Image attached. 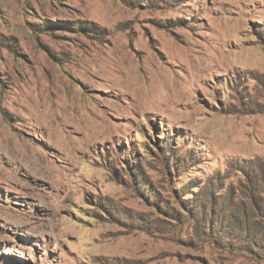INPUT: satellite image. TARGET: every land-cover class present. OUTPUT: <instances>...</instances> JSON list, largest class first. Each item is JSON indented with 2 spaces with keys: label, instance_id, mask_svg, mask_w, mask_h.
<instances>
[{
  "label": "rangeland",
  "instance_id": "rangeland-1",
  "mask_svg": "<svg viewBox=\"0 0 264 264\" xmlns=\"http://www.w3.org/2000/svg\"><path fill=\"white\" fill-rule=\"evenodd\" d=\"M0 264H264V0H0Z\"/></svg>",
  "mask_w": 264,
  "mask_h": 264
},
{
  "label": "bare ground",
  "instance_id": "bare-ground-1",
  "mask_svg": "<svg viewBox=\"0 0 264 264\" xmlns=\"http://www.w3.org/2000/svg\"><path fill=\"white\" fill-rule=\"evenodd\" d=\"M159 71H160L159 75L161 76V77H160V83H161V85L163 86V88H166V87H167V86H166V85H167V84H166L167 82H166V79L164 78L163 73L161 72V71H163V70H160V69H159ZM157 72H158V71H157ZM171 84H173V82H171ZM176 86H177V85H176ZM171 87H173V88H171ZM171 87H170V88L173 89V91L176 90V88H174L175 86H171ZM167 90H168V89H167ZM167 90H166V91H167ZM169 92H170V91H169ZM165 94H166V93H165ZM174 94H175V93H174ZM161 95H162V94H161ZM166 95H169V94H166ZM162 96H163V95H162ZM171 96H172V95H171ZM176 96H177V95H176ZM176 96H175V97H176ZM163 98H166V97H163ZM172 98H173V97H172ZM166 99H167V98H166ZM174 99H175V98H174ZM163 100H165V99H163ZM169 100H170V99H169ZM165 102H166V101H165ZM168 102H169V101H168ZM171 103H172V102H171ZM167 104H170V103H167ZM164 105H165V104H164ZM158 106H159V104H158ZM158 106H157V107H158ZM165 106H166V105H165ZM46 162H47V161H46ZM46 162H45V163H46ZM48 165H49V164H48ZM48 165H47V166H48ZM47 168H49V167H47ZM50 168H52V167H50Z\"/></svg>",
  "mask_w": 264,
  "mask_h": 264
}]
</instances>
